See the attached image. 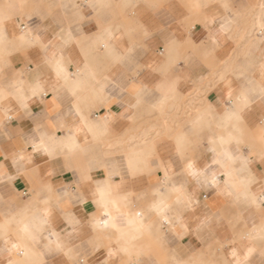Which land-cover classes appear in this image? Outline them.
Wrapping results in <instances>:
<instances>
[{
	"label": "crops",
	"instance_id": "1",
	"mask_svg": "<svg viewBox=\"0 0 264 264\" xmlns=\"http://www.w3.org/2000/svg\"><path fill=\"white\" fill-rule=\"evenodd\" d=\"M254 6L258 15L249 19ZM262 20L264 0H0V52L10 46L0 98V264H107L110 248L115 264H221L248 248L259 261ZM242 92L249 98L237 119ZM187 105L200 112L168 138L118 144L149 139L157 109L170 116ZM41 138L48 152L33 150ZM222 147L237 159L218 155ZM204 156L210 165L221 160L207 170L218 173V185L196 187L191 211L168 212V222L149 210L161 198L175 206L171 183L161 188L166 170L174 180L182 158ZM105 183L127 197L123 211L133 220L119 241L110 227L92 225L104 217L91 192ZM45 209L52 214L45 228L55 234L45 230L32 244L23 222ZM6 235L19 251H9Z\"/></svg>",
	"mask_w": 264,
	"mask_h": 264
},
{
	"label": "snow or ice",
	"instance_id": "2",
	"mask_svg": "<svg viewBox=\"0 0 264 264\" xmlns=\"http://www.w3.org/2000/svg\"><path fill=\"white\" fill-rule=\"evenodd\" d=\"M260 32L261 36L264 37V20H262L260 24ZM262 55H264V51H262ZM63 71L62 65L57 62L56 66V75L59 78L60 73ZM262 72V84H264V66L261 69ZM38 89L36 87L32 88V94L36 95ZM264 92V89H262ZM229 99L231 100L232 93L229 91L228 93ZM247 92H242L238 98V104L233 105V112L232 115L235 116L237 119V108L239 104H246L248 101ZM40 129L39 123H37V130ZM221 145L225 144L223 138L220 140ZM34 151H49V146L45 143L44 139L41 138L38 144L33 145ZM215 151V149H211ZM240 145L237 143L235 152L239 153ZM179 155V152H178ZM218 155H222L227 157L229 162H234L237 159V156L233 154L231 150L227 147H222L221 153ZM247 161H245V164ZM221 164V160L218 157H214L211 160V165ZM208 163V157L204 156L199 161L184 157L179 161L178 166L180 167V172L176 174V178L174 180H170L167 174V170L165 172V180L161 184V188H168L169 183H171V192L175 194V201L174 205L169 204L166 202L165 199L161 198L158 202H153L150 205L149 210L155 209L159 213L163 214V220L165 222L169 221V216L166 214L168 212H176L177 215H182L186 211H191L193 203L195 201L192 199L193 192L195 191L196 187H211L214 185H218L217 180V172H212L211 176L207 174V170L211 167ZM230 164H225L224 167L228 168ZM246 170V169H245ZM232 173L230 171L225 172V176L231 178ZM195 181V183H193ZM118 187V186H117ZM87 193V189H85ZM163 197V193L160 194ZM91 196L98 197L97 203L102 207V216L104 219L102 221H98L95 217L92 220V225L95 226L97 223H101L105 228H111L113 230V235L115 236L116 240H122L125 233L123 232V227L130 225L133 223V220L130 218L128 213L123 211L124 208L128 206L127 197H120L114 193V190L111 185L109 184H100L97 185L96 189L91 192ZM261 204L264 205V195L261 197ZM182 206V208L180 207ZM51 210L45 209L44 216L39 217L35 214L32 215L29 221L23 222V231L26 234V239L32 243L39 242V233L48 230L50 235H54L51 229H46L45 226L49 224V217L51 216ZM141 212H136V217H142ZM63 221L60 220L59 223ZM59 226V224H58ZM264 232V228L261 229ZM11 241L7 237H4V244L8 245ZM48 247H51V242H49ZM64 247L63 243L57 239L55 243L56 250H60ZM21 245L18 243H11V248L9 251H19ZM254 252V249L248 248L247 252L244 254L242 259H233V260H225L222 261L221 264H254L253 261L249 259V257ZM27 254V253H26ZM114 253L112 249H109V261L107 264H115L114 260H111V255ZM229 255L233 258L237 256V252L234 246L230 245ZM8 264H18V262L13 261L12 259L8 260ZM255 264H264V252L261 253V258L259 261L255 262Z\"/></svg>",
	"mask_w": 264,
	"mask_h": 264
},
{
	"label": "rangeland",
	"instance_id": "3",
	"mask_svg": "<svg viewBox=\"0 0 264 264\" xmlns=\"http://www.w3.org/2000/svg\"><path fill=\"white\" fill-rule=\"evenodd\" d=\"M130 1V0H125ZM255 6L252 7L248 12L247 16L249 19H252L254 15H258L256 12V8L254 10ZM253 25H249V27L246 29L247 32H252ZM245 30V31H246ZM2 44V43H1ZM3 49L0 52V62H1V68H0V98L4 94L2 91L3 85L8 81L9 76L7 74V63L4 61L3 57L6 55V52L10 51V46L7 43L2 44ZM194 98V97H193ZM174 103H171L170 106H172ZM165 109H157V114L154 115L153 119V127H154V133L151 135V137L147 140L141 139L140 137L134 141V139L127 138L122 139L119 141L118 144H134L139 142H146V143H152L153 145L163 139H166L169 137V133L171 130L180 129L184 124L191 123L194 116H196L199 112V108H193L189 107L188 105L184 108H181L180 113H178V108L174 110V112L169 116L167 112H165ZM168 123L169 127L162 129L164 123ZM166 126H168L166 124ZM139 141V142H138ZM131 144V145H132ZM109 146V145H108ZM123 152V151H122ZM152 155L149 156L151 158ZM143 238V243H144ZM141 240V241H142ZM76 264H85V261L80 262L79 259L76 260Z\"/></svg>",
	"mask_w": 264,
	"mask_h": 264
},
{
	"label": "bare ground",
	"instance_id": "4",
	"mask_svg": "<svg viewBox=\"0 0 264 264\" xmlns=\"http://www.w3.org/2000/svg\"><path fill=\"white\" fill-rule=\"evenodd\" d=\"M213 20V19H212ZM113 44V43H112ZM264 228V226H260V229L256 230L259 232V230L261 231V229ZM260 233V232H259ZM254 236V231H251L250 235L248 236L250 239ZM22 253V252H21ZM15 261L17 260L16 258L14 259Z\"/></svg>",
	"mask_w": 264,
	"mask_h": 264
},
{
	"label": "built area",
	"instance_id": "5",
	"mask_svg": "<svg viewBox=\"0 0 264 264\" xmlns=\"http://www.w3.org/2000/svg\"><path fill=\"white\" fill-rule=\"evenodd\" d=\"M26 192H24V194H25Z\"/></svg>",
	"mask_w": 264,
	"mask_h": 264
}]
</instances>
